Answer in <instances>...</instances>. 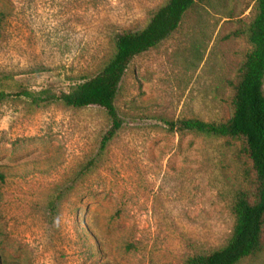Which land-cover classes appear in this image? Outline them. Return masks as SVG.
Wrapping results in <instances>:
<instances>
[{
    "label": "rangeland",
    "instance_id": "rangeland-1",
    "mask_svg": "<svg viewBox=\"0 0 264 264\" xmlns=\"http://www.w3.org/2000/svg\"><path fill=\"white\" fill-rule=\"evenodd\" d=\"M168 0H0V264H188L225 247L249 186L240 144L165 122L229 120L257 0H204L132 60L100 155L106 111L24 92H68L101 72L118 34ZM240 264H264V247Z\"/></svg>",
    "mask_w": 264,
    "mask_h": 264
},
{
    "label": "trees",
    "instance_id": "trees-1",
    "mask_svg": "<svg viewBox=\"0 0 264 264\" xmlns=\"http://www.w3.org/2000/svg\"><path fill=\"white\" fill-rule=\"evenodd\" d=\"M203 1L168 0L143 29L118 34L114 55L101 72L68 92L58 94L46 88L22 95L38 106L60 102L74 109L90 106L104 109L111 127L101 141V155L123 127L115 102L130 63L171 37L184 15ZM247 36L252 49L238 71L232 117L223 122H205L197 118L165 122L175 133L237 141L241 157L249 163L245 168L249 186L239 190L233 203L236 224L230 241L222 249L189 259L188 264H240L259 254L264 247V0H257V13ZM5 98L6 94L1 92L0 103ZM4 180L0 172V182Z\"/></svg>",
    "mask_w": 264,
    "mask_h": 264
}]
</instances>
